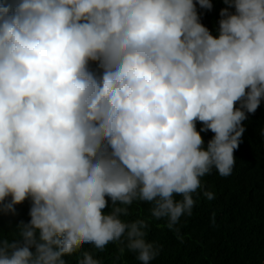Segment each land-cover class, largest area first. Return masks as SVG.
I'll return each instance as SVG.
<instances>
[{
    "label": "clouds",
    "instance_id": "9594fccd",
    "mask_svg": "<svg viewBox=\"0 0 264 264\" xmlns=\"http://www.w3.org/2000/svg\"><path fill=\"white\" fill-rule=\"evenodd\" d=\"M223 3L214 35L211 0H0V213L30 204L0 264H69L84 244L76 264H103L110 243L152 264L129 206L179 233L198 190L215 199L201 180L232 174L264 100V0Z\"/></svg>",
    "mask_w": 264,
    "mask_h": 264
},
{
    "label": "trees",
    "instance_id": "16d2710c",
    "mask_svg": "<svg viewBox=\"0 0 264 264\" xmlns=\"http://www.w3.org/2000/svg\"><path fill=\"white\" fill-rule=\"evenodd\" d=\"M211 3L212 10L197 5V11L200 22L215 35L219 11L226 5L223 0ZM242 124L245 132L234 151L232 174L222 177L214 170L202 178L203 190L213 192L215 199L207 200L198 190L193 196L196 203L192 215L181 217L177 225L179 233L170 231L166 220L151 218L149 204L134 202L129 206L127 219L147 220L146 239L159 246V255L152 264H264V137L259 134L264 126V100ZM196 126L199 131L200 123ZM212 135L210 131L201 133L205 144ZM15 207V215L0 213V235L9 239L12 237L8 233L15 230L16 224L29 219L28 201ZM90 249V245H81L64 259L76 264L80 251ZM96 257L103 264H140L135 254L125 251L120 255L119 246L111 243L104 251H97Z\"/></svg>",
    "mask_w": 264,
    "mask_h": 264
}]
</instances>
